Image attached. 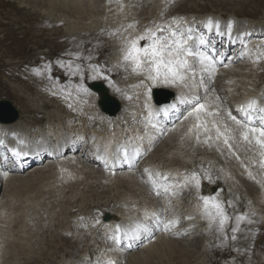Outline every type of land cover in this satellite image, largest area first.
<instances>
[{"label": "bare ground", "instance_id": "1", "mask_svg": "<svg viewBox=\"0 0 264 264\" xmlns=\"http://www.w3.org/2000/svg\"><path fill=\"white\" fill-rule=\"evenodd\" d=\"M21 1L25 5H31L32 3H36L38 0ZM163 1L164 0H40V3L50 10L51 8L54 9L50 12L51 15H54V12L56 11H60L64 14V12H67L69 9L70 14L68 19L70 21H73L74 19L76 20L75 25L73 26V28H75V32L79 31V29L85 28L93 30L95 26L104 23L111 26V30L108 31L107 36H113V31L116 32V30L113 29V26L116 29L118 27L119 37L121 40L118 44L121 48H124L127 40L134 38L145 31L144 28H141L138 31L135 30L134 27L128 28L129 24L134 25L135 15L139 18L137 20L138 23L140 21L144 26H150L151 28H154L156 23H162L157 21V18L161 21L166 19L164 13L159 12L157 8L158 3L160 6H163ZM203 10L204 9H201L202 12ZM196 12H199V10ZM222 15L224 16V14ZM209 19H211L214 24L211 31H209L207 27ZM153 20H155L156 23L152 22ZM223 20L224 23H222ZM223 20H217L215 17L208 15L202 19V22L199 25L188 23L186 25L175 27L174 30L187 32L188 29H191V34L194 39L191 40L189 44L192 45L194 51L200 52L207 51L203 49H207L209 47H212V49H216L218 47L219 50V48L221 49L227 40L230 39L231 43L229 46L237 43L235 46L239 48V52L242 51V53H245V57L252 58L254 63H260L264 66V55L260 56L259 54H256L255 51L251 50L250 43L247 44V39L251 36V33L249 32H252V36L259 35L254 33L256 28H250L249 26H251V24L249 26H246L245 24L243 27L237 26L229 17H225ZM163 23H165V21ZM217 23L219 24V31L215 28V24ZM229 25H231L230 33L228 31ZM163 26L167 28L171 25L167 23L163 24ZM203 33L206 35V38H204L206 43L204 45H200L199 37ZM164 34L166 35L167 33L165 32ZM141 42L146 43V41ZM188 59L191 64L192 57H189ZM213 60L215 62L214 70L213 66L208 62L201 63V66L203 67L202 70L204 73L206 72L207 76H205L209 80L205 93H199L197 90L198 84L205 80H201L199 83L196 82L193 67L192 71L187 74L183 85H180V83H164L168 87H174L175 91V98L168 106L159 107L153 104L152 100L149 99V92L148 95L144 94V89L150 90L153 85L157 86L158 83H147L151 81L148 79H145L144 82L136 81L135 88L138 87V98L143 100L139 103V105H143L146 109L145 115V111L140 112L141 110H138L137 113L144 115L143 120H141L140 123L144 124L143 127H145L144 131H140V129L131 130V132L127 131V136L129 137L127 145L123 139L124 131L116 130L111 133H96L102 122H104L103 118L99 121L98 118L97 120L89 119L85 113L80 112V108H78L79 111L73 108L70 110L72 116L69 117L76 119V122L72 125H68L63 119H60V124H56L52 122V120H47V122H45L44 116L42 114H37V124L35 125L38 126L39 124L47 123L46 131L41 133H38L35 128L28 126L30 124V121L28 120H25L26 122H24L20 121V119L19 121L11 123V125L0 124V129H2L5 133V137H8V139H2L0 141V145L8 146L11 151H20L21 153H24V155H21L22 157L27 154L31 155L21 160L22 163L25 162L27 165L18 171V176H12L9 173L0 171V187L3 183L6 185L8 183H12V185L16 187L11 193L14 203H17L20 199H22L23 204L26 203L25 212L22 210L17 212L16 215L13 212L12 206L8 204L10 202L9 200L4 203V207L0 210V222L9 223L8 220L10 217H13L17 222L21 224L24 223V229L17 233V237L11 235L12 225L10 227H5L4 225L0 226V264H11L15 257L16 259L14 262H18L17 256L19 255V252L25 250L19 247L18 242H13V239L15 241L23 239L25 242L23 243L24 248L26 244L29 243L28 237L25 236V229L36 215H32V211L37 209V195H49L56 204L59 202L69 203V209H65V205L61 206V209L62 211H66L68 214H71L75 211V208L72 205L77 199L81 198L86 200L90 188H97L103 184L105 190H108L112 186L117 190L121 188V183L123 186L127 187L138 185L139 183L137 182V179L135 177H131V175L133 176V173L124 172L126 177H128L125 178L123 177V172L119 173V177H117L115 171L121 169L127 170L130 166H135V163L138 160L137 158H139L138 155L143 154V152L145 154L149 152L151 153V151L154 152L157 145H161L159 148L160 153H163L162 155L170 160L169 165L164 168V177H166V179L178 178L180 176L179 172L186 171V166L189 169V163H198V170L201 169L200 173H204L206 166H203L199 161L194 162L191 160L188 164H184L185 162H183V158L180 155H183V151L186 150L192 153H189V157L193 158L195 154L201 156L207 155L211 148L214 151L211 155L217 164L222 163L223 157L228 158V155H232L233 152H236L237 157L235 159L240 160L236 162L246 165L248 167L246 170L247 173L251 172V169L258 170L257 166H253L260 160L258 148L256 146L254 147L253 144H249V148L243 147L245 143L240 136V129L227 117L228 108H225L224 105H219V101L217 100L218 96L213 87H216V84L221 79V76L225 77V80L227 81L223 84H225V90L228 91V94L232 97V105L234 106L236 112L240 113V116L248 118V121L251 119L254 126L257 123L259 126L261 119L257 118L261 116L264 117V113H262L259 108V106L264 108V88L257 89L256 87L259 84V79L263 75V71H260L261 67L253 68L250 71L248 68H236L235 63L240 60V57L237 55L234 56L230 66L226 67V69L219 67V63H217L218 60ZM33 61H36L38 64L30 66L28 63H24L18 69V71H21L17 77L23 78V83L28 86V89L32 87L34 83L39 82L42 84L47 75L51 74L50 71H47L46 67L41 66L42 62L40 60ZM120 63L121 61L118 64ZM118 64L116 72L118 75L120 74L123 79H125L126 70L119 68ZM61 65H63L64 71H69V73L66 74V78H73L74 81V87L70 94L71 100L69 101V105H60V112L66 114L61 110L74 105V102L78 99L86 102L88 98V100H90L93 96L88 90L87 92L80 90V85H83V78L80 75H74V71L80 70V62L78 60H63ZM15 69L16 68H11V70ZM130 70H132L131 72L134 75L146 73L133 71L132 65ZM35 78H37V81H34ZM235 79L237 81H235ZM45 83L47 84L48 81L45 80ZM141 85H143V90L140 89ZM126 89L129 90L133 88H131V86H127ZM23 90L26 91L25 88H23ZM237 90L238 94L235 93ZM9 94L17 96L21 95L17 93L15 94L14 92H9ZM132 97L131 93L125 97V100L130 101ZM63 98H65V96H63ZM253 99L258 101L257 107L254 110H247V115L244 111L239 110L242 105L246 106ZM200 103L206 104L207 109L210 112L219 111V115L215 117L208 116L203 113L200 114L201 119L208 121L207 127L210 129L208 133H205L202 128L198 130L194 127V125H197L199 121L196 119L195 115H189V113L193 111V108ZM41 105L45 110H49L53 106L51 102H48V104L41 103ZM184 113L186 114L185 119L182 121L178 120L183 117ZM232 115L241 120V117L233 113ZM213 120L227 123L229 128L232 130V138L229 140V143L232 145L231 148L227 147L223 143L222 139H216L215 129L212 127L211 123ZM248 121H246V123ZM105 123L108 127L111 124L112 126L120 125L119 120H106ZM167 126L171 128L170 131L173 133L167 132ZM166 132L167 135H165ZM197 136L199 137V140L197 139ZM208 136H211L212 139L208 140ZM46 138H49V142H46ZM51 143L53 146L58 148L56 151L51 149ZM70 145H73L76 149L69 150ZM6 146H1L0 148L7 149ZM72 151L74 153H71ZM79 151L82 153V157L80 158L75 156ZM125 151L128 152L127 157L125 156ZM68 153H71L69 155L70 158L66 161H61V158L65 157ZM244 156H248L249 162H246L247 160L244 159ZM147 158V165L144 166L143 170L145 171V169H149L152 173L153 170L151 169H153V163L149 162V155ZM252 159L256 162H254V160L252 162ZM46 160H51L48 165L50 169L46 171V168H38V166L44 164ZM156 161H161V157L156 158ZM95 164H100V167L102 168H95ZM173 164H179V172L175 167L176 165ZM29 168L34 169V172L28 174V176H23L22 174L24 171ZM146 173L148 174V172ZM251 174L252 177H255L254 173ZM134 175L138 177L137 174ZM248 177L249 180H242V182L247 183L246 187L249 189V195H256L260 192L259 188H262L264 184L260 183V185H257L252 177L249 175ZM105 179L108 181L110 185L109 187L105 186ZM141 182L145 183L144 181ZM179 183L184 186L185 180L180 177ZM36 185H39V191L38 193H33L31 190ZM246 189L245 191H247ZM202 191L205 192V188L202 189ZM187 192L189 193V201L193 200V195L189 191ZM70 193H74L75 196L69 197L68 194ZM262 193L259 194L261 195ZM181 199V206L183 208L191 212L197 211L196 205L193 202L191 205V202L185 201L183 197H181ZM258 199H260V197ZM142 210L144 211L145 208ZM181 214V210L176 211L177 216H181ZM148 216L150 217L151 214H148ZM82 220H85L84 216L82 217ZM186 224L189 225L188 222ZM117 226H119L118 232L122 233L119 235L121 236L120 238H118L119 236L114 237L113 244L115 243V249L112 251L117 249L119 251V255L116 254L115 257L112 255V251L107 253L105 257L106 264H109V261H114L115 264H171L170 262L172 261L183 262L192 260L198 254V252L188 248V246L192 244L191 238L183 239L179 242L176 239L167 238L166 236H160L156 243L149 247L142 246L137 252L135 250L138 249L137 245L140 243V238L142 236H133L132 234L135 235L136 230H134L131 223H128L126 220L123 222L121 220L118 225L112 223L110 228L106 229V232L110 235L111 231L117 229ZM153 231H155V228L147 231L145 235L147 236V239H149ZM179 233H181V231ZM5 236H8L11 239V241L7 244L3 242V238ZM112 237L113 236H111V238ZM205 240V237H203L202 240L196 239V244H193V246L197 248L199 245H202ZM245 262L247 264V260H245Z\"/></svg>", "mask_w": 264, "mask_h": 264}, {"label": "rangeland", "instance_id": "2", "mask_svg": "<svg viewBox=\"0 0 264 264\" xmlns=\"http://www.w3.org/2000/svg\"><path fill=\"white\" fill-rule=\"evenodd\" d=\"M21 4H22L21 0H0V101L2 100L11 101L12 104L20 113V117L23 108L24 116L22 118V121L24 122H26L25 120L30 121V124L28 126L35 128L38 133H41L42 131H40L39 127L35 125L37 124L36 123L37 114H42L45 118V122H47V120L49 121L52 120V122L56 124H60V119H63L68 125H72L76 122L75 118L69 117L72 116V113L70 111L72 108L77 111H79L78 108H80V112L85 113L89 119L97 120L98 118L99 121L101 120V118H103L104 122H102V124L100 123L101 126L97 129L96 133L104 134L105 132L111 133L116 130L122 131L121 125L112 126L111 124L108 127L106 126L105 123L106 120L117 121L118 117L110 118L106 116L101 110L100 111L96 110V112L95 111L93 112V108H89L90 109L89 113L83 109V105L91 103L92 101L96 100V96L94 95V93L87 88L88 82L94 76L102 77L107 80L108 82L107 84L109 85V90L111 95L116 99H118L121 105L125 104L120 114L121 118L123 120L129 118L127 124H131L134 122V124L130 128L135 127L137 123H139V121L137 122L133 117L135 115V111L142 110L146 112L145 107L143 105H139V103L142 100L135 99L138 91V87L135 88V83L136 81L144 82L145 79L148 78H147V73L137 74V75L132 74L131 72L132 70H130L131 64L124 61L123 59L124 48H121L118 44L119 42H121L119 37V28L117 27L116 29L112 25L113 29L116 30V32L112 30L114 35L111 36L112 39L111 41L113 42L106 43L104 45L93 42L91 44H87L82 41L78 43L77 40L68 39V38L65 39L63 37V41L65 42L64 45L63 42L61 41V36L63 33L65 34L66 31L65 26L68 25V30L70 32H75V28H73V26L75 25L76 20L74 19L73 21H70L68 19V16L70 14L69 9L67 10V12H64V14H62V12L60 11L58 12L56 11L54 12L55 13L54 15L53 14L51 15L50 12H52L54 9L53 8H51V10L48 9L46 6L40 3V0H38L36 3H32L31 5L30 4L25 5L26 7L20 8L18 5L24 6L23 4L22 5ZM157 8L159 12L164 13L166 19L175 15H178L182 18L185 15H189L188 13L191 14L196 12L197 10L201 11V9H204L203 12L197 13L200 16H203L201 19L205 17L204 15L208 16L209 14L220 16L222 17L221 18L222 20L225 17L230 18V16H232L234 20H242L241 25H237V26L243 27L245 26V24L247 25L248 23L249 24L252 23L255 24L256 31L261 32L262 35H264V29H263L264 0H164L163 6H160V4L158 3ZM41 11L43 12V14H41ZM222 14H224V16ZM200 16L189 18V20L198 19ZM138 19L139 18L136 17L135 15L134 18L135 30L138 31L141 28L144 29L151 28L150 26H144L140 21L138 23L137 21ZM166 19L161 21L157 18V21L162 23L165 21V23L163 24L168 23L169 25L173 26L172 27L173 29H175V27H178L180 25H186L188 23L199 25L202 22V21L199 22L200 20L188 21V22L177 21V23L173 24L172 22H174L175 20L170 19V21H168ZM152 22L156 23L155 20H153ZM162 23H159V25H163ZM222 23H224V20L222 21ZM63 24H65L64 27H62ZM258 24L259 26H257ZM103 27H105L104 36H107L108 31L111 30V26L109 24H105V26L103 24L96 26V31H98ZM89 30L93 31L91 29ZM38 33H41L42 36H40ZM201 36L206 38V35L204 33L201 34ZM252 40L260 41V43H254ZM252 40L250 38L247 39V44L250 43L251 50L255 51V53L259 54L260 56L264 55V42H261L264 41V38L261 37L260 39L257 37L254 39L252 38ZM76 44L78 45L75 47ZM144 44H145L144 42H141V45ZM47 45H51L55 47V49L61 54L59 60L54 62L55 60L54 58L57 57L56 55H54L56 50L53 47H46ZM235 45H237V43H235ZM203 50H207L210 56L212 57L214 56L215 49H212V47ZM219 50H216V53H218ZM235 50L237 51L235 55L240 57V60H242L243 63L245 62L243 67H238L236 65L237 63L236 62L235 63L236 68H242V69L248 68L250 71L253 68L261 67L260 71H263L264 66H262L260 63H254L252 61V58L245 57V53H242V51L239 52L238 51L239 48H237V46ZM40 54L45 55V58L48 59L46 61H42L41 59H38L42 62L41 66L46 67L47 71H50L51 74L47 75V77L43 80L42 84L39 82L34 83V85H32V87L28 89V86H26L23 83V78L17 77L21 71V70L18 71L19 68L17 67H19V64L22 61ZM222 57L224 58L226 57V55L222 54ZM9 58L14 59V61ZM213 59L218 60L217 58H213ZM63 60L64 61L78 60L80 62V70L74 71V75L82 76L84 87L93 96V98L90 100H88L89 99L88 98L86 102H83L80 99H78L76 102H74V105L64 110H61L62 112H65L68 115L60 112V107H61L60 105L62 106L69 105V101L71 100L70 94L74 87V81L73 78H66V74H68L69 71L63 70V66L61 65V62ZM12 61L14 62V64L12 63ZM120 61L121 63L118 64ZM22 63H27V62L24 61ZM217 63H219V60L217 61ZM117 64L119 68L126 70L125 79H123L121 75L120 74L118 75V73L116 72ZM220 64L221 63H219V65ZM11 68H16V69L11 70ZM131 77L136 78L135 83L134 80H129ZM45 80L48 81L47 83L48 86L45 83ZM128 80L129 83H134V84L126 85V82ZM34 81H37V78H35ZM208 81L209 80L207 78V80H205L204 82H207L208 84ZM219 81H223L224 83L227 80H225V77L221 76V79ZM235 81L237 80L235 79ZM204 82H201L199 84H202ZM147 83L154 84L152 81H149ZM156 83H158L157 86L153 85L150 91L149 89H144V94L148 95L149 92V95H151V99H153L152 91H151L152 89L167 88L164 89L165 92L160 95V98L161 99H165L166 97L169 98L172 91L174 90V87L166 86L163 80L157 81ZM183 83H180V85H183ZM263 83H264V71L262 77L259 79L258 86L263 87ZM127 86H131V88H135V89L127 90L126 89ZM23 88H25L26 91H24ZM170 88H172L173 90H170ZM140 89L143 90V85H141ZM201 89L202 91H204L203 88ZM214 89L216 90L215 93L217 94L218 98L219 96H221L220 94L226 91L225 90L226 87L224 89L222 87L223 90H221L220 87ZM202 91H200L199 93H201ZM9 92H14L15 94L17 93L21 95L19 96L10 95ZM131 93L133 95L132 100L130 101L125 100L126 102H124L123 99H125V97L130 95ZM235 93L238 94V90ZM63 96H65V98H63ZM228 96L231 97L230 94H228ZM221 98L223 97L221 96ZM229 99H231V104H232V97ZM48 102H51L53 104L51 109L49 110L43 109L41 103L48 104ZM96 105H97V101L90 104V106H96ZM226 108H229L231 109L232 112H234V108L231 105H226ZM123 111H126L127 115L122 117ZM227 111L229 112L228 109ZM185 117L186 114L184 113L183 117H181L178 120L182 121L185 119ZM142 127L143 126H141L140 131H142ZM170 127L167 126L168 128L167 132L173 133L172 131H170L171 129ZM133 130H135V128H133ZM0 132L5 135L2 129H0ZM167 132L165 135H167ZM126 135H127V131H126ZM6 139H8V137ZM126 140L127 141L125 142L128 144V138H126ZM157 146H159L160 148L161 145H157ZM255 146L256 145H254V147ZM156 147L154 152L150 156L149 162L153 164L156 163L157 165H159L160 163L169 165L170 160L165 158L162 155L163 153L161 154L159 149ZM256 147L258 148V146ZM51 149L56 151L58 148L56 146H53L51 143ZM185 152L186 151H183V153L186 155ZM233 153L236 154V152ZM80 154L82 157L81 152ZM75 156L79 157V152H77ZM198 156L201 155L195 154L192 159ZM158 157H161V161L159 162L156 161V158ZM181 157L183 158L184 156ZM69 158H70L69 155H66L65 157L61 158V161H66ZM184 158L186 159V157ZM146 159L144 161V166L147 165ZM192 159L190 158L188 162H190ZM253 160L254 159H252V162ZM50 161L51 160H49V162ZM49 162L47 165L45 164L39 165L38 168L40 169L46 168V171H48L50 169L48 166ZM254 162L256 161L254 160ZM138 164H140V161H138ZM257 165H259V162H256V165L253 166H257ZM94 166L95 168H99V169L102 168L100 167V164H98V166L97 164H95ZM144 166L142 165V169L144 168ZM197 166H199L198 163L197 164L189 163V169L186 166L185 170L191 173H194L193 171H195V173L202 174L200 173L201 169L198 170ZM135 170L137 171L136 168ZM135 170L121 169L115 171V173L117 174V177H119V173L123 172V177L125 178L128 177H126L124 172H131V174L133 173V176L131 175V177H135L137 179V182L139 183L138 185L127 187V186H123L121 183L120 184L121 188L117 190L113 186L110 187L108 190H105L103 184L97 188H90L86 200H83L81 198L77 199L76 202L72 205L74 206L75 211L71 214H68L66 211H62L61 209V206L64 205H65L64 206L65 209H69L70 208L69 203L59 202L58 204H56L49 195H45V194L37 195V205H36L37 209L32 211V215L35 214L36 215L29 222L28 226L25 229V236L28 237L29 243L26 244L24 248L23 243L25 242L23 241V239H20L18 241H15L13 239V242H18L19 247L25 250L19 252V255L17 256L18 262H14V260L16 259L15 257V259L11 264H93L91 260L85 258L83 255V254H87L85 253L86 250L85 243H88L90 241L93 242L97 241L93 239L94 235H98L103 232L107 233L106 229L110 228L112 223L118 225L121 222V220L122 222L126 220L129 223L131 220H136L140 218L142 212H145L146 210L151 208V204H148L150 203V198L145 196L144 192L141 191L142 188L146 185L145 184L146 182L144 181L145 175L137 173L138 177H136V175H134L136 174ZM207 170L209 169L206 167V170H204V172H206ZM210 170H214V172L217 173L216 168H211ZM33 172L34 169L29 168L26 171H24L22 175L28 176V174ZM140 178L141 181H144L145 183H142L140 181ZM253 180L254 182H256L257 185L258 184L260 185V183H262L259 182L261 180L257 178L256 174H255V179ZM105 181H106L105 186L109 187L110 185L108 181L106 179ZM246 184L247 183H243L244 189L247 188ZM2 186L4 188L2 190L3 198L1 200L2 205L0 206V210L2 209V207H4V203L7 200H9L10 202L8 204L12 206L15 215L17 214V212L22 210L25 212L26 203L23 204L22 199H20L17 203H14V201L12 200L11 193L15 190L16 187L12 185V183L10 184L8 183L7 185L3 183ZM263 187L264 186H262V188H259L260 192H258V196L260 197L261 200L258 199L259 197L257 196V194L249 195V191H248L249 189L248 188L246 189L247 190L246 192L249 195L248 198L255 203L256 209H259L262 213H264ZM31 191H33V193H38L39 185L33 187ZM184 192L185 190H182V193ZM259 193H262L263 195L262 194L260 195ZM175 194L178 195L177 193ZM188 194L189 193L187 192V199L184 198L183 196L181 197L189 201ZM68 196L74 197L75 194L70 193L68 194ZM170 203L171 205L174 204L173 199H170ZM236 206L239 209H241L244 206V204L236 202ZM247 207L249 208V204L247 205ZM104 208H108L107 210L108 212L107 211L105 212ZM144 208L145 210L143 211L142 209ZM196 209H197V211H195L196 213H199L201 211V209L198 206H196ZM102 212L103 213L105 212L104 217L106 215L110 216L108 222L103 219ZM234 213H236L235 206H234ZM83 216L85 217V220H82ZM262 216L264 218V215ZM73 218L74 221H77L76 229L78 226L80 228H83V231L80 229L79 232L76 233L73 238H71L69 237V234L66 232L70 230L71 221L73 220ZM8 222L9 223L0 222V226L4 225L5 227L6 226L10 227L12 225L11 235L17 237L16 236L17 233L20 232L22 229H24V223L21 224L17 222L13 217H10ZM231 222L236 226L237 221L235 218L232 217ZM98 228L100 230H103V232L97 230ZM72 231L74 232L73 227H72ZM177 231L180 232V230ZM120 233L122 232H118L117 229L111 231L110 237L113 236L111 238V241L113 242L114 237L119 236ZM46 235L47 237L50 236L52 237H50L51 239L49 241L43 244L41 240L43 239V236ZM235 235L237 238V243L243 246L244 250L239 251L236 255L227 254L224 257H222V255L220 254V251H225V248L222 247L220 240H217L218 242H214V243H220L219 244L220 247H216L215 244H212L207 240H205V242H203L202 245H199L196 248L195 246H193V244L194 245L196 244V239L202 240L204 236H193V238H191L192 244H190L188 248L194 250L195 252H198V254L192 260H199V253L202 251L205 245L206 251L208 252L210 258L207 262L201 260L202 261L201 264H246L245 260H247V264H264V223H256L253 221L249 223V220L244 219L243 221L240 222L239 231L236 232ZM166 237L176 239L179 242L182 241L181 239H179L181 238L180 236H176V237L166 236ZM9 241H11V239L8 236H5L3 238V242H5L6 244ZM90 245H92V243H90ZM249 247H250V251H249ZM110 249L113 250V247H111ZM96 251L100 253L99 250L96 249ZM260 251H262V253H259ZM65 255L69 258L64 259ZM104 255H106V253L101 252L100 256L96 258L97 264H106L104 261ZM172 262H173L172 264H181L180 261L179 262L172 261Z\"/></svg>", "mask_w": 264, "mask_h": 264}, {"label": "snow or ice", "instance_id": "3", "mask_svg": "<svg viewBox=\"0 0 264 264\" xmlns=\"http://www.w3.org/2000/svg\"><path fill=\"white\" fill-rule=\"evenodd\" d=\"M134 25L129 24L128 28H133ZM207 27L211 31L214 27L213 21L211 19L207 22ZM215 28L219 31V24H215ZM229 33L231 32V25L228 28ZM167 33L166 35L164 33ZM192 30L188 29L187 32H179L174 30L171 26L165 28L163 25H155L154 28L145 29V31L134 38L126 41L123 50V59L125 62L132 65V69L135 72H146L147 78L153 83L163 80L164 83L177 84L183 83L187 74L192 71V66L189 63V57H194L199 60L200 63L208 62L213 66L214 70V60L213 57L205 52L194 51L192 45L189 41L193 40L191 34ZM141 41H146L144 45H141ZM206 43L203 36L199 37V44L204 45ZM63 66V65H62ZM80 90L87 92V89L80 85ZM150 91V90H149ZM219 98L217 97V100ZM258 101L255 99L251 100L246 106H241L240 111H244L247 115V110L255 109L257 107ZM151 111V110H150ZM260 111L264 113V108ZM205 114L208 116H218L219 111L210 112L207 109V105L204 103L197 104L189 115H195L196 119L199 121L197 125H194L198 130L203 129L205 133H208L210 129L207 127L208 121L201 119L200 114ZM227 117L237 125L240 129V136L248 144H254L258 146L259 153V165L264 169V117L261 118L259 126H254L251 119L246 123L237 119L229 111L227 112ZM212 127L215 129L216 139L223 140V143L231 148L232 145L229 143L231 137V129L227 123L223 121L213 120ZM199 140V137L197 136ZM208 140L212 137L208 136ZM15 155H24L20 151H16ZM125 156L127 152L125 151ZM107 163V162H106ZM149 174V179L156 190L157 195H161L159 187L156 185V181L152 179V173L149 169H145ZM157 175H160L157 173ZM252 177V174L249 173ZM166 178V177H165ZM211 179L210 176L207 177ZM255 179V177H252ZM194 183L195 187L199 189L200 187V176L197 173H192L190 177H185V184ZM164 193L169 192L168 187L163 188ZM174 194V193H173ZM199 200L202 202L199 205L202 208L203 215L209 221V224H217L219 230L224 232L225 225L229 222L230 217L225 210V204L222 201L217 200L214 196H199ZM230 203V202H229ZM148 215V213H145ZM192 219V217H188ZM246 219L245 216L241 215L236 218V226L232 228L234 235L232 239H236L235 233L239 231L240 222ZM163 223V230L168 231L170 226L178 224L177 220H169ZM251 223V221H249ZM117 231H119V226H117ZM109 264H115L114 261H109Z\"/></svg>", "mask_w": 264, "mask_h": 264}, {"label": "water", "instance_id": "4", "mask_svg": "<svg viewBox=\"0 0 264 264\" xmlns=\"http://www.w3.org/2000/svg\"><path fill=\"white\" fill-rule=\"evenodd\" d=\"M118 110H119V106H118V105H116V106H115V109H114V110H112V111H111V113H116Z\"/></svg>", "mask_w": 264, "mask_h": 264}]
</instances>
